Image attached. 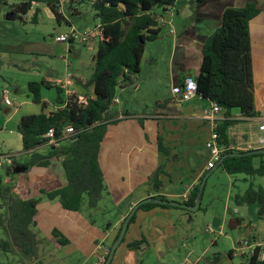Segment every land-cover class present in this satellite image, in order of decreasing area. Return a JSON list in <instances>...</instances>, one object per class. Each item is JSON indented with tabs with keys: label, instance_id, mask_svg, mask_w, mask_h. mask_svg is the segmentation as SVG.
Masks as SVG:
<instances>
[{
	"label": "crops",
	"instance_id": "crops-1",
	"mask_svg": "<svg viewBox=\"0 0 264 264\" xmlns=\"http://www.w3.org/2000/svg\"><path fill=\"white\" fill-rule=\"evenodd\" d=\"M247 4H254L259 10L249 25L254 109L258 115L248 118L239 110H232L225 117L222 111L217 121L232 122L226 133L229 146L237 151L252 150L249 147L259 136V126L264 121V0H178L176 6L165 13L176 15L178 25L163 33V18L161 35L151 43L162 48V51L151 55L152 61L161 59L170 67V96L166 98L155 93L152 104L143 100L135 108L133 103L128 102L134 109L128 106L123 109L121 101L115 96L111 112L117 122L107 127L98 154L105 192L97 208L84 212L81 205L79 212H70L58 200L49 201L40 196L41 190L48 192L66 185L64 170L57 161L47 168L32 167L14 176L6 172L4 182L12 183L14 193L20 198L41 197L32 227L36 249L43 251L44 247L62 251L72 258L67 264H97L100 248L110 249L119 236L125 218L138 203L158 196L169 201L185 202L184 195H190L202 178L205 175L208 178L219 166L217 164L214 169H206L209 155L205 143L212 128L210 121L204 120L202 114L211 103L199 96L179 102L172 89L199 74L202 48L220 26L223 12ZM60 13L67 20L62 10V0ZM75 13L80 11L75 10ZM67 21L73 28V23ZM169 24L171 26V21ZM146 48L147 45L145 52ZM151 81V87L152 84L162 83L159 76ZM142 83L145 84V81L137 78V90L131 98L138 97L136 94L142 88ZM119 89L121 93L125 92L124 87ZM67 92L81 96L87 94L69 89ZM42 101L46 104L44 98ZM56 108L57 105L44 111L49 113ZM43 147L38 148L37 152L44 153L39 151ZM261 162H264V157L253 159L255 167ZM189 212L187 209L159 206L137 209L110 264H139L140 256L149 252L160 261L168 253L177 251L183 241L188 240L187 237L183 238L187 233L185 230L181 233V225L191 220ZM54 229L68 239V245L60 246L57 243L52 235ZM143 239L146 246L140 250L128 248V244Z\"/></svg>",
	"mask_w": 264,
	"mask_h": 264
},
{
	"label": "trees",
	"instance_id": "trees-1",
	"mask_svg": "<svg viewBox=\"0 0 264 264\" xmlns=\"http://www.w3.org/2000/svg\"><path fill=\"white\" fill-rule=\"evenodd\" d=\"M7 1L16 2L7 16L8 19L22 20L35 4L42 3L57 22L65 21L71 26L60 13L61 0H3L4 3ZM177 1L68 0L69 4L87 6L94 12L95 18L99 21L101 37L93 56V75L85 84L91 88L89 95L66 94L60 86L46 81L28 84L32 102L42 105V111L21 117L17 126L22 150L30 156L23 166L28 171L32 167L47 168L52 162L57 161L61 164L66 177V185L48 192L41 190L40 196L49 201L58 200L67 211L79 212L82 198L86 195L90 208H97L105 192L98 154L107 127L117 122L111 112L116 91L119 87L135 83L140 73L146 45L161 35L164 17L158 14L156 9L165 14L176 6ZM38 12L36 9L31 17L32 23H37ZM258 13L259 10L254 4L226 9L220 26L202 48L199 74L194 78H188L196 84V96L220 106L225 117L229 116L232 110H239L248 118L258 115L254 109V78L249 32L250 22ZM52 87L58 94L57 108L46 113L44 110L47 107L42 101L41 89ZM83 98L85 103L82 102ZM231 124L232 122L228 120L217 123L219 143L228 145L226 133ZM68 126L73 128L75 134L64 138ZM49 129L54 130L57 138H62L58 146L48 144V139L43 137ZM43 146L48 147V150L44 153L37 152L38 148ZM252 150L228 151L217 164L228 175L264 177V162L257 167L253 165V159L264 157V153L228 156L234 153L245 154ZM14 164L21 166L15 161ZM7 171L8 175H16L10 169ZM200 184L191 191L188 200L182 202L183 204L195 205L198 196L201 201L203 192L199 195ZM13 189L12 183L7 184L0 179V200L7 210L6 227L9 236V241L3 244V248L7 253H21L28 258H34L37 242L32 227L35 224L34 218L41 197L22 199ZM154 198L169 202L161 196ZM242 201L249 204L259 203V214H264V190L261 188L256 190L250 185L242 196L235 197L237 204ZM153 206L178 208L169 204L145 203L138 209ZM134 217V215L131 217L129 223L133 222ZM52 235L60 246L69 244L68 239L57 229L53 230ZM144 246H146L144 239L128 244V248L133 251ZM258 251L259 247H256L254 254L248 256L246 262L241 264H258ZM232 254V251L228 254L230 259Z\"/></svg>",
	"mask_w": 264,
	"mask_h": 264
},
{
	"label": "rangeland",
	"instance_id": "rangeland-1",
	"mask_svg": "<svg viewBox=\"0 0 264 264\" xmlns=\"http://www.w3.org/2000/svg\"><path fill=\"white\" fill-rule=\"evenodd\" d=\"M63 1V13L80 35L91 33L99 27V21L90 8L69 4L68 0H65V3ZM15 4L14 1L4 3L0 0V151L4 155L13 156L12 160L23 166L30 156L22 150L17 126L21 117L42 111V105L32 102L28 84L40 81L57 86L66 84L69 91L77 90L89 95L91 88L86 87L85 84L94 72L93 56L97 49V41L58 42L57 38L67 34L72 27L65 21L57 22L42 3L36 4L22 20L8 19L7 16ZM36 9L39 11L37 23H32L31 17ZM75 10H79L80 13H75ZM156 12L165 18L163 33L164 30H171L178 25L176 15L163 14L160 9H156ZM169 21L172 23L171 26ZM151 43L153 42L147 44L141 62V73L137 77L145 81L136 94L138 97L131 98L137 90L136 81L131 85L122 86L125 88L124 93H121L119 88L116 91L115 96L121 101L123 109L127 106L134 109L143 100L152 104L155 93L166 98L170 96V67L161 59L152 61L151 55L162 51V48H158L156 46L158 44L152 46ZM155 76H159L162 83L152 84L151 87L149 84ZM4 90L9 92L7 102L2 97ZM87 94L83 95L87 96ZM57 96L54 87L41 89V97L46 101L47 110L56 107ZM128 102L133 103L134 108ZM47 150L48 147L39 149L40 152ZM4 166L5 170L0 168V179L3 181L9 169L7 163ZM250 185L256 190L259 188L264 190V177L228 175L221 166H217L204 185L200 209L189 212L191 220L181 225V233L184 230L187 233L183 238L187 237L188 240L184 243L181 239L183 245L181 244L177 251L168 253L160 261L150 252L140 256L139 264L245 263L250 254L244 243L249 241L252 245H257L264 241V214H259L260 204L235 202V197L242 196ZM81 205L84 212L90 208L86 195L83 196ZM6 218L7 210L0 200V264H67L72 259L62 251L44 247L43 251L36 249L34 258H28L21 253L5 252L3 244L9 241ZM214 220L220 222L218 227L213 226ZM210 228L212 232H208ZM231 251L232 259L228 257ZM73 264L77 263L73 262Z\"/></svg>",
	"mask_w": 264,
	"mask_h": 264
},
{
	"label": "built area",
	"instance_id": "built-area-1",
	"mask_svg": "<svg viewBox=\"0 0 264 264\" xmlns=\"http://www.w3.org/2000/svg\"><path fill=\"white\" fill-rule=\"evenodd\" d=\"M172 32V31H171ZM101 37L100 30L97 28L95 31H92L88 34L80 35L74 28H70V31L67 34L60 35L57 38L58 42L61 43H74L76 41H80L81 43H87L90 41H99ZM60 87L64 89L65 93L67 92L68 88L66 84H60ZM196 84L191 79H186L182 85L176 86L172 89L173 95L176 97L177 101L179 102H186L189 101L191 98L196 96ZM3 100L5 102L9 101V92L7 90L3 91L2 94ZM82 102L85 103V99H82ZM222 112L220 106L215 103H212L209 108L204 110L202 114V118L204 120L210 121V125L212 128L211 134L209 139L205 143V148L208 151L209 160L206 164V169L211 170L214 169L218 162H220L222 155L228 151L234 150L229 145H224L219 143V135L216 131L217 127V117L218 114ZM75 134V131L71 126H68L65 129L64 138H68L70 135ZM44 138L48 139V144L53 146H58L59 142L62 138H57L55 136V132L53 129H49L43 136ZM249 149H264V121L259 126V136L257 137L256 141L253 142ZM11 155H4L0 153V168L5 170L6 167L4 166L6 163L9 165L10 171L15 166L14 161L12 160ZM189 194L184 195V200L187 201L189 198ZM213 230L210 228L208 232H212ZM244 246L248 249V253L251 255L254 254V250L256 247H259V251L257 254V262L258 264H264V241L257 245H252L249 241L244 243ZM109 248H100L98 255H97V264H104L106 262L107 256L109 254Z\"/></svg>",
	"mask_w": 264,
	"mask_h": 264
},
{
	"label": "water",
	"instance_id": "water-1",
	"mask_svg": "<svg viewBox=\"0 0 264 264\" xmlns=\"http://www.w3.org/2000/svg\"><path fill=\"white\" fill-rule=\"evenodd\" d=\"M264 153V150L262 149H254L250 152H246L245 154H238V153H234V154H230L228 156H243V155H256V154H262ZM26 171V167L24 166H14L13 169L11 170V172L15 173V174H20V173H23ZM208 176V175H207ZM207 176H205L203 178V181L202 183L200 184V188H199V195L203 192V188H204V184H205V180L207 178ZM145 203H160V204H169V205H172L174 207H178V208H182V209H187L191 212H196L198 211L199 207H200V199H199V196L195 202V205L193 206H188L186 204H183V203H178V202H175V201H169V202H163L159 199H155V198H147L143 201H141L140 203H138L132 210L131 212L127 215V217L125 218L124 220V223L122 225V228H121V231L119 233V236L118 238L115 240V242L113 243V245L111 246L110 248V251H109V255L107 257V260L104 264H110L112 259H113V256H114V253H115V250L117 249V247L119 246V244L121 243V241L123 240L124 238V235H125V232L127 230V227H128V224H129V221L131 219V217L134 215L135 211L138 209V207L141 205V204H145ZM220 225V222L217 221V220H214L213 221V226L214 227H218Z\"/></svg>",
	"mask_w": 264,
	"mask_h": 264
}]
</instances>
